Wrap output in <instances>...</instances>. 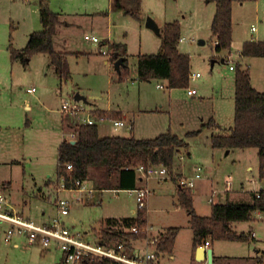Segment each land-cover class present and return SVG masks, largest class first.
I'll return each instance as SVG.
<instances>
[{
	"label": "rangeland",
	"instance_id": "obj_1",
	"mask_svg": "<svg viewBox=\"0 0 264 264\" xmlns=\"http://www.w3.org/2000/svg\"><path fill=\"white\" fill-rule=\"evenodd\" d=\"M38 1L0 0V191L10 199L11 211L36 223L56 217V166L65 127L63 120L71 117L76 124L88 116L94 104L117 110L111 111L112 116L131 119L132 129H115L111 118L97 119L99 135L152 138L170 131L185 142L169 167L168 178L138 175L142 180L137 181V187L148 190L143 209L147 213L146 224H151L154 232L161 235L170 226L178 227L173 249L175 259L170 258L169 252H161L159 262L193 264L188 261L192 230L189 215L178 202L177 178L193 175L197 165L202 167L201 178L191 189L193 207L201 215L210 212L212 203L226 200L225 184L228 190L243 182L246 198L250 196L249 190L261 186L257 149L247 148L244 154L236 149L225 155V149L212 146L211 136L224 133L233 122L236 70L229 69V64L239 63L241 69L247 68L251 85L257 90L264 89V55H235L244 41H264V0L233 2L231 46L220 52L215 48L216 38L211 32L215 0H47L51 10H62L75 24L81 25H72L67 31L60 28L55 36L57 48L68 51L70 77L67 79L55 74L47 53H34L30 60L11 59L10 49L24 46L29 34L41 27ZM119 1L136 11L137 16L118 8ZM148 16L157 22L159 33L146 27ZM174 20L179 21L183 38L178 48L189 54L190 70L198 71L200 77L190 78L187 87L175 88H169L165 79L140 80L137 54L159 52L164 23ZM84 34L96 35L100 42L85 40ZM106 38L125 43V49L119 52L127 63V67H121L122 79L114 69L112 49L103 40ZM199 39L204 42L199 43ZM102 49L109 54H103ZM229 53L233 61H221ZM31 86L36 90L28 91ZM191 88L196 90L195 94H190ZM75 93L85 97L77 100L85 111L76 116L61 112L64 100L76 101ZM95 96L100 98H91ZM213 117L220 125H207ZM247 165H252V169H247ZM205 178L216 179L214 192L203 184ZM88 180L92 181L93 189L78 193L81 200L71 197L69 191L60 193L69 199L68 214L62 217L64 224L90 239L101 237L103 229L125 230L127 227L121 225V218L136 213V192L98 190L93 173ZM7 183H11L9 189ZM210 197L213 202L209 201ZM110 215H115L118 223L108 224L106 217ZM6 226V223L0 224V264L58 263L60 251L31 244L23 233L14 232L4 240ZM232 229L245 234L253 231L254 237L247 241L214 240L215 252L240 257L234 260L237 264H264V212H254L251 219L235 222Z\"/></svg>",
	"mask_w": 264,
	"mask_h": 264
},
{
	"label": "trees",
	"instance_id": "obj_2",
	"mask_svg": "<svg viewBox=\"0 0 264 264\" xmlns=\"http://www.w3.org/2000/svg\"><path fill=\"white\" fill-rule=\"evenodd\" d=\"M249 0H215V12L211 20V32L217 39L215 48L218 52L229 50L232 40V4L233 2ZM251 1V0H250ZM39 19L42 29L33 31L22 48H11V59L23 57L26 60L34 53H47L54 66L56 75L69 78V66L66 53L57 51L53 45V35L58 23V13L51 10L47 0H39ZM118 8H123L121 2ZM125 13L137 16L136 11L124 9ZM180 23L178 20L166 22L163 27L161 50L157 53H139L137 55L138 78L148 81L152 78L165 79L169 88L187 87L190 73V56L179 51ZM122 43H112V56L115 59L122 56ZM241 56L264 55V41H244L240 48ZM124 56V55H123ZM124 58V65L126 66ZM122 67V66H121ZM235 90H234V117L233 123L226 133L213 134L211 144L213 147L224 148H256L258 156L257 173L264 179V89L257 90L250 83L247 68H240L236 63ZM119 78L124 74L120 68ZM95 118L113 117L111 111L93 109ZM117 114V113H114ZM208 126H218L210 118ZM77 141L70 143L62 140L58 146V162L56 166L57 177H63L67 186L74 179H89L93 173L96 176L97 189H135L139 176L135 171L138 164H162L173 166L174 158L185 142L177 135L166 131L152 138H137L134 136L105 135L100 136L97 124L79 123ZM71 162V171L65 169L64 164ZM251 202H223L212 203L209 215H199L192 205V194L189 188L178 186V202L189 215V224L192 229L193 246L203 244L206 240H234L247 241L251 233L236 232L231 229V222L246 221L252 218L253 212H264V189L259 196L252 191ZM108 224L118 223L116 218H106ZM121 225L129 227L137 224L146 225V211L138 208L135 216L121 218ZM177 226L169 227L161 233L157 242L159 253L170 252ZM100 236L107 240H128L141 238L140 234H132L122 228L103 229ZM88 264H113L110 260H93Z\"/></svg>",
	"mask_w": 264,
	"mask_h": 264
},
{
	"label": "built area",
	"instance_id": "obj_3",
	"mask_svg": "<svg viewBox=\"0 0 264 264\" xmlns=\"http://www.w3.org/2000/svg\"><path fill=\"white\" fill-rule=\"evenodd\" d=\"M251 29H255L254 26ZM84 39L98 43L100 42L99 37L93 34H84ZM183 38L180 37L179 41ZM217 39H215V45L217 44ZM108 50L102 49L103 54H109ZM236 56H240V50ZM231 53L227 54L223 59L227 62H232ZM226 58V59H225ZM233 64H229V69H234ZM200 73L191 72L189 73L190 78H198ZM158 87H164L162 84H157ZM28 91H35V87L31 86L27 88ZM196 90L194 88L190 89V94H195ZM61 112H65L76 116L79 112L85 111L83 105L79 104L78 101L64 100L60 106ZM93 110V109H92ZM89 110L88 116L80 118V120L69 129H67L63 134V139L70 143H75L78 137V131L76 130V125L79 123L94 124L98 118H95L91 111ZM108 117H101L98 120H102ZM113 127L116 129L118 127H126L127 129H132V120L126 118H111ZM65 169L71 171L73 165L71 162H66L64 164ZM202 167L200 165L196 166V169L191 176H181L177 178L179 187H186L193 189L195 187L196 181L201 178L200 171ZM135 171L140 176L150 177L154 176L158 179H166L169 177V168L162 164H138L135 166ZM261 186L259 189L252 190L256 196H259L260 190L264 189V179L258 177ZM227 185L229 182H226ZM56 198L55 205L57 207V215L51 221L45 223H36L32 219L23 216L20 213H14L10 209L9 198L0 191V224L6 223L7 226L3 230L4 240H8L14 232L23 233L29 243L41 246L43 249H57L60 251V258L58 264H88L93 260H110L113 264H159L158 260V249L157 242L159 240V232H154L152 225L146 224L143 227H139L137 224H133L127 227L124 231L132 234H140L141 239L144 241L143 249L133 246L128 240H107L101 237H96L90 239L86 234L79 230H74L66 226L62 220V217L68 214L69 211V199L60 195L63 191H69L71 197L82 199V196L78 193L90 192L93 187L88 179H74L72 184L67 186L65 184V179L63 177H57L56 181ZM120 190V189H113ZM129 191L136 192L137 208L146 207V195L148 190L145 187L126 189ZM214 192V190L212 191ZM210 202H213V198H209ZM259 214V211H255ZM254 213V212H253ZM251 236L254 233L251 232ZM209 242L206 240L204 246H208Z\"/></svg>",
	"mask_w": 264,
	"mask_h": 264
},
{
	"label": "crops",
	"instance_id": "obj_4",
	"mask_svg": "<svg viewBox=\"0 0 264 264\" xmlns=\"http://www.w3.org/2000/svg\"><path fill=\"white\" fill-rule=\"evenodd\" d=\"M121 5H122V9L124 10V9H129L128 7H126L124 4H122L121 3ZM130 10V9H129ZM55 12H57L58 13V23H57V25H56V30H55V33H54V35H53V45H54V48H55V50H57V51H61V52H64V53H66V54H68V51H65V50H62V47L61 48H57V46H56V40H55V36H56V34L59 32L58 30H60V28L61 29H64V31H67L68 29H70V27H72V25H79V26H81L80 24H75L73 21H75V20H72V18L71 17H69L67 14L68 13H66V12H64V11H55ZM86 14H88V12L87 13H85V15ZM68 16V17H67ZM88 18V17H87ZM157 23V22H156ZM166 23V22H165ZM164 23V24H165ZM42 29V25H41V27H40V29H38V30H41ZM38 30H33V31H38ZM253 30H255V29H253ZM32 31V32H33ZM31 32V33H32ZM30 35V34H29ZM29 37V36H28ZM28 37H27V39H28ZM63 38H64V36H63ZM103 40H105L107 43H108V46H109V43L110 44H112V43H119V42H115V41H110L109 39H103ZM255 40H257V39H255ZM258 40H260V39H258ZM66 42V39L64 38L63 39V43H65ZM120 43H122V42H120ZM122 44H125V43H122ZM65 45V44H64ZM23 47V46H22ZM22 47H17L18 49L19 48H22ZM9 49V48H8ZM180 51V50H179ZM182 52V51H181ZM71 53H76V54H80V52H78V51H72ZM141 53V52H140ZM143 53H146V52H143ZM139 54V53H138ZM137 54V55H138ZM124 57V56H123ZM137 57V56H136ZM240 57H241V55H240ZM242 57H247V56H242ZM125 58V57H124ZM126 59V58H125ZM15 60V59H14ZM28 60H30V58L28 59ZM50 60V59H49ZM106 62V61H105ZM51 64V65H50ZM50 66H53V64L50 62ZM190 67H191V58H190ZM52 68V70L54 71V66L53 67H51ZM233 70V69H232ZM55 72V71H54ZM56 74V73H55ZM164 80V79H163ZM36 90V89H35ZM91 98H100L99 96H95V97H91ZM94 104V103H93ZM96 104H94V108L93 109H98V110H108V111H114V112H116L117 110H112V109H109V108H103V107H98V106H95ZM25 107H28V106H25ZM213 119H214V117H213ZM214 120H216V119H214ZM63 122H64V128L62 129V135L64 134V132L67 130V129H69L71 126H73V125H75V122L74 121H72V119H71V117H69V118H67V119H64L63 120ZM216 122V121H215ZM217 123V122H216ZM233 123V122H232ZM219 124V123H218ZM220 125V124H219ZM232 125V124H231ZM231 125H229V126H231ZM228 126V127H229ZM227 127V128H228ZM228 130L225 128V130H224V133H226ZM101 136V135H100ZM61 142V141H60ZM216 148H221V149H225V155H227V154H229L230 152H232V151H234V150H236V149H239V150H242L241 152L244 154V150L245 149H247V148H244V149H241V148H224V147H216ZM180 150V149H179ZM247 169H252V165H247ZM180 172H182V170L180 171ZM140 180H142L141 179V177L139 178ZM200 179V178H199ZM4 182H6V181H4ZM4 182H2L1 183V185H3V183ZM92 182V181H91ZM215 183H217V181H216V179L214 178H205L204 179V182H203V184L204 185H207L208 187H210V190L211 191H213V188H215L214 187V185H215ZM239 187H237V186H235V188H232V186H231V188L230 189H226L225 190V188H226V184H225V186H224V193H225V199H227V200H229V201H232V202H251L252 201V190H249V192H250V196L248 197V198H246L245 197V193H243L244 191H247V189H245V187L243 186V182H239ZM10 186H11V183H7V186H6V188L7 189H9L10 188ZM136 186H137V184H136ZM137 188H141V187H137ZM97 189V188H96ZM98 190H100V189H98ZM3 191V190H2ZM6 191V190H5ZM190 191H191V194H192V205H193V190H191L190 189ZM3 193H4V191H3ZM247 196V195H246ZM9 201H10V199H9ZM10 203H11V201H10ZM194 208V207H193ZM195 210V209H194ZM210 212H211V206H210ZM210 212L208 213V214H204V215H209L210 214ZM136 214V213H135ZM135 214H132V215H126V216H135ZM199 215H201V214H199ZM113 216V217H112ZM114 216L115 215H110V216H108V217H106V218H109V217H112V218H114ZM146 216H147V213H146ZM146 222H147V217H146ZM149 223V222H148ZM188 224H189V222H188ZM234 224H235V222H231V224H230V227H231V229H232V227L234 226ZM151 225V224H150ZM170 227H172V226H170ZM235 228V227H234ZM192 230V229H191ZM233 230V229H232ZM164 231H166V230H163L162 232H164ZM192 232V231H191ZM251 232H253V231H251ZM177 234H178V232H177ZM177 234H176V236H175V238L177 237ZM192 236H193V234H192ZM254 237V236H253ZM191 239H192V237H191ZM208 242H209V245L208 246H206V247H210L211 249H212V254H213V261H212V264H237V263H235L234 262V260L236 259V258H240V257H230V256H226V255H223V254H221V253H219L218 251L217 252H215V249H214V246H213V243H214V240H211V239H208L207 240ZM217 241H223V239H220V240H217ZM130 242L132 243V245L133 246H136V247H139V249L141 250V248L143 249V246H144V241L141 239V238H130ZM174 243H175V240H174ZM174 243H173V247H172V249H171V251L169 252L170 253V258H172V259H175V257H176V254L174 253V251H173V249H174ZM17 242H15L14 243V245L15 246H17ZM200 245H204V243L203 244H200ZM199 245H197V246H193V243H192V240H191V249H190V252H191V255H190V257H189V259H188V261L190 262V263H193V264H208L207 263V260H206V258L205 259H198L197 257H196V249H197V247H198ZM44 250H46V249H44ZM257 251H258V249H257ZM164 253H167V252H164ZM160 254V253H159ZM59 262V261H58ZM56 264H58V263H56ZM159 264H161L160 262H159ZM241 264H244V262H242Z\"/></svg>",
	"mask_w": 264,
	"mask_h": 264
},
{
	"label": "water",
	"instance_id": "obj_5",
	"mask_svg": "<svg viewBox=\"0 0 264 264\" xmlns=\"http://www.w3.org/2000/svg\"><path fill=\"white\" fill-rule=\"evenodd\" d=\"M145 25L146 27L148 28H151L153 29L155 32L159 33L160 30H159V26L158 24L156 23V21L148 16L145 20ZM199 43H203L204 40L203 39H199L198 40ZM221 61H224V59L222 58ZM214 61H212V64H213ZM114 69L119 72L120 71V68L121 66L124 65V57L123 56H118L114 63ZM74 98L75 100H80V99H84L85 100V97L80 95L79 93H75L74 94ZM196 257L198 259H205L207 260V263L208 264H212V261H213V254H212V249L210 247H205L204 245H199L196 249Z\"/></svg>",
	"mask_w": 264,
	"mask_h": 264
}]
</instances>
